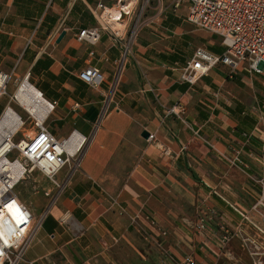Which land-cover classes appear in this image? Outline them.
<instances>
[{
    "label": "crops",
    "instance_id": "obj_1",
    "mask_svg": "<svg viewBox=\"0 0 264 264\" xmlns=\"http://www.w3.org/2000/svg\"><path fill=\"white\" fill-rule=\"evenodd\" d=\"M99 1L0 0V73H7L9 82L27 76L31 92L46 105L55 102L45 119L54 136L66 139L74 131L88 138L81 168L41 222L25 264H157L159 248L130 223L139 209L166 231L158 236L146 224L173 257L190 254L196 264H238L248 255L240 239L233 237L223 247L221 238L223 227L253 232L229 203L247 210L259 197L247 173L258 177L264 169L262 135L246 139L243 134L257 124L248 111L264 75L243 71L233 77L229 67L216 66L193 86L181 83V70L195 48L216 54L224 48L218 36L187 23L182 9L177 15L167 11L139 32L116 95L120 110L99 121L113 62L123 51L109 31H101L93 45L76 40L79 30L98 26L90 10ZM88 65L105 75L98 88L78 78ZM184 96L185 121L165 115L162 105ZM6 102L0 100V113ZM143 130L156 133L170 156L148 144ZM237 149L249 163L246 171L226 160ZM26 181L38 187V193L31 191L34 202L21 199L36 219L48 202L42 191L54 186L38 172ZM200 213L208 223L198 234L194 224Z\"/></svg>",
    "mask_w": 264,
    "mask_h": 264
},
{
    "label": "built area",
    "instance_id": "obj_2",
    "mask_svg": "<svg viewBox=\"0 0 264 264\" xmlns=\"http://www.w3.org/2000/svg\"><path fill=\"white\" fill-rule=\"evenodd\" d=\"M149 9L152 11L151 15L146 14ZM181 9L185 12L184 18L187 23L196 29L218 36L224 48L219 54L201 46L195 48L181 70L179 78L181 83L193 86L216 66L229 67V76L243 71L251 75H264V0H100L90 10L91 15L97 19L98 26L81 29L76 35L77 41L93 45L100 39L101 31H109L122 44V54L113 62V75L104 94L103 106L98 115L99 121L109 116L111 112L120 110L116 95L123 76L126 56L131 52L139 32L143 27L154 24L156 19H161L167 11L177 15ZM92 55L93 52H90V56ZM77 75L92 89L100 87L105 80V75L95 65L80 69ZM25 79L28 80V77ZM8 82V74L0 73V96L5 95ZM54 104L55 102H48V112L42 121L25 110L36 128L32 135L26 137L21 133L25 120L17 112L19 119L17 128L6 135L0 132V264H25V251L33 242L41 222L50 213L49 210L57 201L59 194L66 189L70 177L81 168L83 149L88 138L83 136L75 142L74 131L66 139L54 136L45 121ZM187 105L188 99L184 96L169 106L162 105V108L165 115H173L185 121ZM7 106L9 105H5L0 113V121L6 113ZM263 119L261 116L256 126L245 132L243 137L249 139L261 134V143L264 146ZM147 132L148 144L170 156L169 149L158 141L156 133ZM18 133L21 138L16 140ZM66 145H70L71 150H67ZM11 154L14 155L13 158H9ZM226 160L230 167H237L241 171H246L249 165L240 149L235 150L231 157H226ZM67 168L66 177L61 181L57 180V174ZM35 171H39L54 186L52 191L47 189L42 191L48 202L36 219L15 192L21 179L26 175L31 176ZM247 175L258 186V199L247 210L236 203L230 206L253 232L247 233L241 226L231 230L223 227L221 244L224 247L233 237H238L242 248L251 258V264H264V169L258 177L249 173ZM115 203L120 214H124L125 208ZM256 217L260 221H256ZM207 220L206 214L197 215L194 224L196 233L200 234L207 228ZM130 223L140 236L151 239L159 248L161 255L157 264H196L194 256L190 254L181 258L173 257L163 247L161 241L153 237L146 224L150 225L158 236H165L166 231L150 213L139 209L131 214Z\"/></svg>",
    "mask_w": 264,
    "mask_h": 264
},
{
    "label": "rangeland",
    "instance_id": "obj_3",
    "mask_svg": "<svg viewBox=\"0 0 264 264\" xmlns=\"http://www.w3.org/2000/svg\"><path fill=\"white\" fill-rule=\"evenodd\" d=\"M151 12L152 11L149 9V10H147L146 14L147 15H151L152 14ZM235 75L237 76V72L234 73L233 77ZM21 82H22V80H20L19 82H15L13 80H11L10 82H8L7 87H6V90H5L6 93H5V95H2L0 97V100L6 98V101L7 102L5 103V105L8 104L10 107H13L15 109V111L20 115V117L25 120V124L22 127V132L21 133H23L27 137L28 135H32V133L36 130V128L34 126V123L31 122V120L28 118V114L26 113L25 109L23 107L19 106L18 103L16 102V100L14 98L11 99V97H13V95H14V91L20 85ZM262 82H263V85L261 87L258 86L259 87L258 89L255 88L256 89V93H258L257 94V97H256V100L257 101L256 102L254 101L252 104L249 105V111H248V114L249 115H252L257 121L259 120V118L261 116L264 117V104H263V102H264V80ZM257 102H259V106L257 105ZM263 121H264V119H263ZM247 122H248V119H247V121H245V123H247ZM245 123H243V124H245ZM48 124L49 123H46V125H48ZM57 127L60 130H62L61 129V126L59 124H57ZM20 136H21L20 133H18L16 135V140L20 139L21 138ZM13 156L14 155L11 154V155H9V158H13ZM37 172L39 173V171H35V173H37ZM20 182L21 183L15 188V192L18 194V196L22 200L25 199L27 202H32V201L34 202L35 199H36V196H34V194L31 193V191H32L31 190V187H33V186L36 185L35 182H33L31 185H29L27 183L26 179H23ZM47 190H49V189H47ZM229 204L230 205L233 204V200H232V202L230 201ZM230 205H229L230 209L233 210V208H231ZM238 218H239V216H238ZM255 219H256V221H260V219H258L257 217ZM244 224L246 226H248V224L246 222H244ZM247 230L250 231L249 229H247ZM238 261L240 262V263L238 262V264H241V263L251 264V258L248 255L245 256V259H243L241 261L238 260ZM233 263L236 264L237 263V260H234Z\"/></svg>",
    "mask_w": 264,
    "mask_h": 264
},
{
    "label": "bare ground",
    "instance_id": "obj_4",
    "mask_svg": "<svg viewBox=\"0 0 264 264\" xmlns=\"http://www.w3.org/2000/svg\"><path fill=\"white\" fill-rule=\"evenodd\" d=\"M28 80H22L20 85L14 91V99L18 103L19 106L23 107L29 113H31L35 118L39 121H42L48 112V106L33 92L29 89ZM5 115L2 117L0 121V132L3 135L13 131L18 126V114L16 113L13 107L7 106ZM82 135L75 134L73 140L76 142L78 139L80 140ZM67 150H71L70 145H66ZM30 175H26L23 179H28ZM21 179V181L23 180ZM37 186H33L32 192H38Z\"/></svg>",
    "mask_w": 264,
    "mask_h": 264
},
{
    "label": "water",
    "instance_id": "obj_5",
    "mask_svg": "<svg viewBox=\"0 0 264 264\" xmlns=\"http://www.w3.org/2000/svg\"><path fill=\"white\" fill-rule=\"evenodd\" d=\"M64 34H65V32L63 31V32L61 33V35H60L58 41H60V40L63 38ZM141 133H142V136H143L144 138H147V137L149 136V133H148L146 130H143Z\"/></svg>",
    "mask_w": 264,
    "mask_h": 264
}]
</instances>
